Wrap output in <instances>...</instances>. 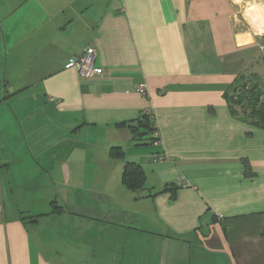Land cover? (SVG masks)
I'll use <instances>...</instances> for the list:
<instances>
[{"label":"crops","instance_id":"1","mask_svg":"<svg viewBox=\"0 0 264 264\" xmlns=\"http://www.w3.org/2000/svg\"><path fill=\"white\" fill-rule=\"evenodd\" d=\"M249 3L0 0V264H264V127L224 97L260 55ZM86 47L101 75L64 67ZM143 111L154 142L122 124ZM82 172L117 179L129 217L64 190Z\"/></svg>","mask_w":264,"mask_h":264},{"label":"trees","instance_id":"2","mask_svg":"<svg viewBox=\"0 0 264 264\" xmlns=\"http://www.w3.org/2000/svg\"><path fill=\"white\" fill-rule=\"evenodd\" d=\"M260 59L264 60V34L259 38ZM264 79V77H263ZM254 69L239 72L234 80L232 88L224 94L232 114L238 115L250 124L257 127H264V80ZM132 139L136 142H154L158 139L150 135L156 131L154 119L151 114L143 111L137 118L124 122ZM111 157H122L123 152L120 148L110 149ZM248 169L247 163L244 161ZM121 183L130 191L138 192L144 189L146 174L142 166L135 162H125L123 165ZM52 212L58 210L52 201ZM51 212V211H50Z\"/></svg>","mask_w":264,"mask_h":264},{"label":"rangeland","instance_id":"3","mask_svg":"<svg viewBox=\"0 0 264 264\" xmlns=\"http://www.w3.org/2000/svg\"><path fill=\"white\" fill-rule=\"evenodd\" d=\"M249 5L250 3L244 4V7H246L245 10L249 14L247 15L244 11V17L253 26V23H251L252 20H250L249 17L260 20L261 19L260 15L263 14L264 16V3L262 6H258V7L256 6L253 7L254 4H252V6ZM254 25H257L258 27L264 26L263 24L260 25V22ZM259 54L262 55L261 52ZM260 55L254 58L253 67H252L254 71H256L259 75H261V73L264 72V64L263 62L260 61ZM247 69H251V68H247ZM116 181L117 179L113 181L112 180L106 181L102 179L100 174L97 173L82 172L76 175L75 177H72L70 180V187H64V190L68 189L71 192V194L75 196V200H78V202H80L79 200H82L81 196H87L88 194L91 198L103 204V206L106 208L105 210H107L106 213L108 212V210L110 211V219L123 222V218L129 217L128 213L125 212L124 210L127 211L130 208L125 207L123 211L121 209H115V206H118L117 204L120 205L125 204V201H120L116 203L114 202L115 200L123 199V197L117 194L116 190L113 193L111 192L115 188L114 183H116ZM106 187H110L112 190L110 189L111 191L109 190V192L104 190ZM64 190L62 189V193L65 192ZM111 193L112 195H110ZM127 201L129 204L132 205L133 203L132 200L127 199Z\"/></svg>","mask_w":264,"mask_h":264},{"label":"built area","instance_id":"4","mask_svg":"<svg viewBox=\"0 0 264 264\" xmlns=\"http://www.w3.org/2000/svg\"><path fill=\"white\" fill-rule=\"evenodd\" d=\"M264 48V44L260 46V49ZM95 50L91 47H86L84 51L80 54L73 55L65 64V68H75L81 77H92L94 75H101L103 73V69L101 67H97L94 64L95 60ZM136 92L140 95H145L146 86L144 83H140L135 88ZM164 155H157L154 160H163ZM180 186H187L188 182L184 180L178 179L177 182Z\"/></svg>","mask_w":264,"mask_h":264},{"label":"bare ground","instance_id":"5","mask_svg":"<svg viewBox=\"0 0 264 264\" xmlns=\"http://www.w3.org/2000/svg\"><path fill=\"white\" fill-rule=\"evenodd\" d=\"M245 13H246L247 15H249L247 11H245ZM259 15H260V14H259ZM256 16H257V15H256ZM248 17H249V16H248ZM248 17H247V18H248ZM260 18H261V19L258 20V19H254V18H250V17H249V19L252 20L251 23H253V24H258V23L260 22V25H262V24L264 25V22H263V19H262V15H260ZM261 20H262V21H261ZM257 21H258V23H257Z\"/></svg>","mask_w":264,"mask_h":264}]
</instances>
